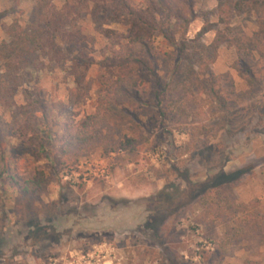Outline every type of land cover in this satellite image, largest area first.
<instances>
[{
    "label": "rangeland",
    "instance_id": "1",
    "mask_svg": "<svg viewBox=\"0 0 264 264\" xmlns=\"http://www.w3.org/2000/svg\"><path fill=\"white\" fill-rule=\"evenodd\" d=\"M249 5L196 0L186 10L188 38L209 25L205 46H213L216 29L239 41L205 51L184 92L185 112L167 113L164 126L152 108L117 95L91 152H62L60 126L95 111L104 87L99 61L127 35L125 19L98 25L81 17L82 45L96 62L84 72H73L70 58L52 65L34 54L16 83L0 60V134L9 164L0 184V264H264V27ZM35 12L33 0H0V51L9 41L6 27L14 20L30 25ZM209 70L221 105L207 94ZM24 90L46 105L60 104L51 111L58 124L47 152L12 135V104H27ZM224 157L225 172L243 170L224 192L257 215L261 232L203 221L197 202L175 212L146 211L149 197L203 181ZM12 177L36 182L38 192L20 194Z\"/></svg>",
    "mask_w": 264,
    "mask_h": 264
},
{
    "label": "trees",
    "instance_id": "2",
    "mask_svg": "<svg viewBox=\"0 0 264 264\" xmlns=\"http://www.w3.org/2000/svg\"><path fill=\"white\" fill-rule=\"evenodd\" d=\"M55 1L33 0L36 11L34 21L23 27L14 20L6 27L9 41L1 46L0 60L10 80L20 82L18 71L34 60L35 55L43 56L52 65H60L70 58L73 72H84L94 65V58L82 45L85 35L78 24L85 14L98 25L118 23L123 19L127 25V35L121 37L123 40L117 38L111 55L99 61L104 70L100 84L104 87L97 95L95 111L79 121L68 118L60 126L62 152L81 154L95 149L97 128L104 124L108 106L116 103L119 94L155 110L164 126L162 119L167 113L173 110L185 112L184 92L194 79L195 70L203 63L205 51L215 52L222 42L239 41L236 37H225L220 29H216L213 46H205L202 38L210 30L209 25L202 27L195 38H188L186 34L191 18L186 10L191 11L196 0H140L138 4L135 0H62L59 7L54 4ZM240 1L252 5L264 27V0ZM213 56L209 63L213 62ZM245 72L251 83L255 75L248 68ZM206 75L207 94L223 104L214 88L216 76L210 70ZM23 93L27 104H12V135L25 139L40 152H47L58 124L51 111L59 109L60 104L46 105L39 96L31 98L32 93L27 90ZM125 142L130 141L127 139ZM225 161L224 157L217 165L209 167L203 181H189L184 189L163 190L149 197L146 211L175 212L182 206L197 202L203 209V221H231L236 225L235 230L261 232L257 215L247 210V205L237 203L232 194L224 192L225 186L231 185L243 173V170L225 172ZM8 169L6 146L0 134V184L4 183ZM10 182L22 195L38 192L39 187L32 180L19 181L12 177Z\"/></svg>",
    "mask_w": 264,
    "mask_h": 264
}]
</instances>
